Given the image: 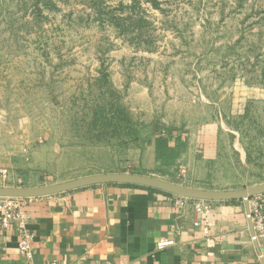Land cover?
<instances>
[{"label": "rangeland", "instance_id": "rangeland-1", "mask_svg": "<svg viewBox=\"0 0 264 264\" xmlns=\"http://www.w3.org/2000/svg\"><path fill=\"white\" fill-rule=\"evenodd\" d=\"M156 1L0 0V185L148 174L180 132L218 153L161 178L264 182V0Z\"/></svg>", "mask_w": 264, "mask_h": 264}, {"label": "crops", "instance_id": "crops-1", "mask_svg": "<svg viewBox=\"0 0 264 264\" xmlns=\"http://www.w3.org/2000/svg\"><path fill=\"white\" fill-rule=\"evenodd\" d=\"M213 144L204 137L191 141L184 132L156 137L147 151L146 168L153 172L146 173L169 177L190 169L214 158ZM177 197L144 186L97 184L29 198L33 257L20 254L11 227L0 231V264H262L243 201H211L210 213L201 215L195 199L180 205Z\"/></svg>", "mask_w": 264, "mask_h": 264}, {"label": "water", "instance_id": "water-1", "mask_svg": "<svg viewBox=\"0 0 264 264\" xmlns=\"http://www.w3.org/2000/svg\"><path fill=\"white\" fill-rule=\"evenodd\" d=\"M97 184H125L144 186L157 189L169 194L206 201H233L241 200L245 203L247 214L250 220V230L254 235V225L251 220L250 200L253 197L264 195V182L241 189L217 190L187 186L173 182L161 177L149 174L131 172H109L78 177L72 180L47 184L41 186H6L0 185V196L18 198H37L48 195L60 194L75 189L97 185ZM257 243V242H256ZM262 264L264 256L257 243Z\"/></svg>", "mask_w": 264, "mask_h": 264}, {"label": "built area", "instance_id": "built-area-1", "mask_svg": "<svg viewBox=\"0 0 264 264\" xmlns=\"http://www.w3.org/2000/svg\"><path fill=\"white\" fill-rule=\"evenodd\" d=\"M7 177V170H1ZM29 198L0 196V231L13 227L19 235L18 249L20 254L30 260L33 257L34 234L29 231L27 221L29 218L26 201ZM177 203L185 204L189 198L177 197ZM195 210L201 215H208L211 211V201L195 200ZM251 217L254 223L253 240L258 242L264 256V198L258 196L254 199L251 208Z\"/></svg>", "mask_w": 264, "mask_h": 264}, {"label": "trees", "instance_id": "trees-1", "mask_svg": "<svg viewBox=\"0 0 264 264\" xmlns=\"http://www.w3.org/2000/svg\"><path fill=\"white\" fill-rule=\"evenodd\" d=\"M152 3H153V5H157V1L156 0H152ZM154 190H156V189H154ZM230 202L235 203V202H237V200H233V201H230Z\"/></svg>", "mask_w": 264, "mask_h": 264}]
</instances>
